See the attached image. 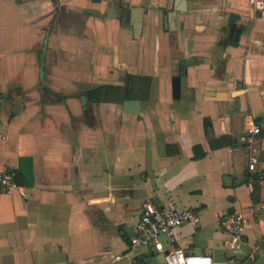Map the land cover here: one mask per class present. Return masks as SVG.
Masks as SVG:
<instances>
[{"label":"crops","instance_id":"crops-1","mask_svg":"<svg viewBox=\"0 0 264 264\" xmlns=\"http://www.w3.org/2000/svg\"><path fill=\"white\" fill-rule=\"evenodd\" d=\"M230 13L235 46L222 45ZM189 63L173 99L171 76ZM127 73L152 77L139 114L84 96ZM262 119L264 10L248 0H0V166L20 185L0 189V264H164L129 245L145 201L195 211L165 248L264 264V134L254 169L247 141ZM222 135L232 142L212 148ZM227 211L247 223L234 242Z\"/></svg>","mask_w":264,"mask_h":264},{"label":"built area","instance_id":"built-area-1","mask_svg":"<svg viewBox=\"0 0 264 264\" xmlns=\"http://www.w3.org/2000/svg\"><path fill=\"white\" fill-rule=\"evenodd\" d=\"M254 12L264 10V0H248ZM264 134V119L252 122L249 128V162L248 168L254 169L258 151L253 146L254 137ZM6 134L0 130V138ZM0 189L4 193H14L20 190L16 171L8 166H0ZM195 211L190 208L158 207L151 201L141 205V212L135 224L134 232L129 237L131 248L147 247L162 253L164 264H211L208 255L186 253L180 246L172 245L165 248L163 237L170 243L176 239V230L186 222L196 223ZM220 226L226 231L231 241H236L247 226L245 218L238 212H224L220 218ZM264 244V237L262 240Z\"/></svg>","mask_w":264,"mask_h":264},{"label":"trees","instance_id":"trees-1","mask_svg":"<svg viewBox=\"0 0 264 264\" xmlns=\"http://www.w3.org/2000/svg\"><path fill=\"white\" fill-rule=\"evenodd\" d=\"M152 84V77L149 75H133L127 73L120 84L102 83L87 89L84 93L90 102H116L122 103L126 99L146 100L149 97ZM204 132L209 134L210 119L203 120ZM232 142V137L222 135L220 137H210L209 144L212 148L224 146Z\"/></svg>","mask_w":264,"mask_h":264},{"label":"water","instance_id":"water-1","mask_svg":"<svg viewBox=\"0 0 264 264\" xmlns=\"http://www.w3.org/2000/svg\"><path fill=\"white\" fill-rule=\"evenodd\" d=\"M180 9V7H178ZM87 12H92V11H87ZM258 15H261V12H258ZM240 18V16L236 13H230L228 16V24L225 28V36L223 39L222 45H232L235 46L238 44L240 34L242 32V28L237 25V21ZM191 45H192V39L188 38L187 40V49L190 55L191 52ZM209 64H211V59L210 58H205ZM190 65L186 64L183 68V73H176L171 76V96L173 99H178L181 96V90H183L186 86V75H187V66ZM215 66V65H213ZM249 89H256L255 86L253 87H248ZM206 91L205 93L208 94H214L216 95V100L218 99L219 101L225 99L226 93L224 92H219L215 93L211 90V87L206 86ZM140 100L139 99H126L122 102V108H123V113H134V114H139L140 112ZM229 109L224 107L223 111L226 113ZM233 111V110H232ZM231 110L229 111L232 112ZM237 111V108L234 110ZM219 124L222 126V119H219ZM99 200V199H96Z\"/></svg>","mask_w":264,"mask_h":264},{"label":"flooded vegetation","instance_id":"flooded-vegetation-1","mask_svg":"<svg viewBox=\"0 0 264 264\" xmlns=\"http://www.w3.org/2000/svg\"><path fill=\"white\" fill-rule=\"evenodd\" d=\"M181 67H182V68H180V70H181V71H180V74L183 73V68H184L183 66H181Z\"/></svg>","mask_w":264,"mask_h":264},{"label":"rangeland","instance_id":"rangeland-1","mask_svg":"<svg viewBox=\"0 0 264 264\" xmlns=\"http://www.w3.org/2000/svg\"><path fill=\"white\" fill-rule=\"evenodd\" d=\"M191 46H192V45H191ZM191 48H192V47H191ZM203 84H204V83H203ZM201 85H202V83H201ZM204 86H205V85H204ZM204 86H203V87H204ZM206 86H208V85H206Z\"/></svg>","mask_w":264,"mask_h":264}]
</instances>
